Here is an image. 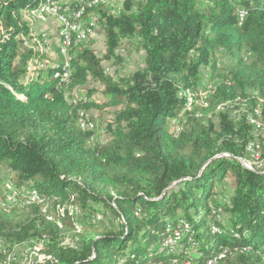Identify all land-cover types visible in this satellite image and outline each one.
Listing matches in <instances>:
<instances>
[{
	"label": "trees",
	"instance_id": "obj_1",
	"mask_svg": "<svg viewBox=\"0 0 264 264\" xmlns=\"http://www.w3.org/2000/svg\"><path fill=\"white\" fill-rule=\"evenodd\" d=\"M49 1L0 0V169L13 172L8 182L20 195L42 198L11 206L2 185L0 241H43L53 255L43 264H264V166L242 162L250 145L264 160V129L255 135L251 123L264 120V0H122L117 14L85 8L80 18H99L103 58L120 61L121 40L137 37L145 66L115 79L91 46L72 43L63 83L58 47L50 65L24 46L31 31L23 12ZM220 51L231 60L225 72ZM38 58L42 66L29 72ZM203 69L215 83L200 89ZM91 79L116 107L103 144H89L93 130L79 125L102 106L69 95ZM181 112L173 133L167 121ZM69 206L87 221L77 244L63 247L59 222L71 226Z\"/></svg>",
	"mask_w": 264,
	"mask_h": 264
},
{
	"label": "rangeland",
	"instance_id": "obj_2",
	"mask_svg": "<svg viewBox=\"0 0 264 264\" xmlns=\"http://www.w3.org/2000/svg\"><path fill=\"white\" fill-rule=\"evenodd\" d=\"M111 2L115 5V11L113 13H119L122 8V0H111ZM117 10L119 12H116ZM34 18L30 17L26 20L29 21L30 31L36 37H30L29 40H26L24 42V46H30L33 47V49L40 48L39 42L42 41V38L45 43L47 42V47L41 46V48L43 49V53L47 55L46 59H44V63L53 65L57 61L56 47H58L59 45V35L57 28L58 24L56 22V19L52 16L47 15L43 16L44 19L37 16H35ZM94 19L95 16L86 19L85 23L91 24L95 21ZM94 29L95 30L91 35V39L93 41L91 48L94 50L95 54L98 57L103 58L105 45L103 32L101 31L98 22H94ZM37 36L40 37L38 38ZM45 36H47V38ZM117 54L120 56V61H116L115 59L103 58L101 62L105 73L115 79L131 74L137 69L145 66V54L139 46V39L137 37L122 39L120 42V46L117 49ZM242 56L243 58L247 59L249 57L247 53L242 54ZM216 57L218 70L224 72L229 70L231 66V60L221 51L217 54ZM214 83L215 80L209 78V71L203 69L200 72V89H202L204 86L210 87ZM89 90H92L91 94H88ZM102 90L103 87L101 83L97 80L91 79L83 88L75 89L74 91H72V93L69 94L75 99L78 98L83 101L91 100L97 105L102 106L101 108L90 109L89 111H87L86 116H84L87 121L92 122L93 124V136L91 137L90 142H88L89 144H103L109 139V135L105 130V125L112 118L113 113L116 110V107L105 105L107 99L103 95ZM185 95L189 97L190 93L186 92ZM202 99L203 95L199 100L201 101ZM86 117L92 118L93 121L88 120ZM260 117L261 115L259 116V118ZM183 120L184 115L179 116L178 119H168V130L172 131L173 133H177L181 129ZM251 123L253 125L255 135H257L260 131H262V129H264V120L252 121ZM248 153L249 154L247 159L242 160L245 165L256 166V168L264 166V160H259V153L256 152L254 148L251 147V145L248 147ZM12 176L13 172L9 171L7 168L2 167L0 169V197L2 196V185H4L5 181H7L6 179H11ZM69 211L71 226L59 222L61 231L60 245L63 247H74L77 244L80 239L79 236L82 234V230H85L84 224L87 221L85 220V217L73 207L69 206ZM26 215L25 212L23 214L19 213L17 216H15L13 222L25 219ZM100 217V214L96 215V219ZM107 217H109V214L107 215ZM110 218H112L111 214ZM0 250L4 256L5 264H43L45 261L53 258V255L48 253L46 247H44L43 241L39 240L34 242L24 241L12 245L0 241Z\"/></svg>",
	"mask_w": 264,
	"mask_h": 264
},
{
	"label": "bare ground",
	"instance_id": "obj_3",
	"mask_svg": "<svg viewBox=\"0 0 264 264\" xmlns=\"http://www.w3.org/2000/svg\"><path fill=\"white\" fill-rule=\"evenodd\" d=\"M79 1L80 0H52V1L50 0L49 2H44V3L40 4V6L35 8V9H32L30 11H24L23 16L25 19L30 18V17L34 18L35 16L41 18V16H45V15L54 17L56 19L57 24H58L57 25L58 35H59L58 48L60 50V53L62 54L61 49H63V46H67V50H69V48H71L70 46L72 45V43H73V46L74 45L78 46V47L81 46V40L83 38V29L75 28V27H81L83 25H88L89 23L86 24L85 20L89 19L95 15V14L93 15V13L92 14L89 13L90 14L89 16L86 14L88 16L87 18H84V19L80 18L84 12V9L90 8V7H95L98 5H102L104 7H107V3H112L111 0H107V3H106V1H103V0H84V2L81 3V5H78ZM72 2L75 3L76 5H78V6L75 5L76 8L79 7L78 10L75 11L66 5V4L72 3ZM32 12H35V13H32ZM237 15H238V21H239V23H241L243 20V18H241V16L245 15V11L244 10H238ZM70 17H72L73 19L70 20ZM60 23H63L64 27H66V28H60V33H59ZM67 28H74L71 35H69V29H67ZM91 35H92V32H89V34L87 35V42H91V40H92ZM68 38H69V42L67 43ZM41 40L42 41L39 42L40 48L36 49L39 52H43V49L41 48V46L47 47L46 46L47 42L45 43L42 38H41ZM35 65L36 66H42V63L38 59H32L28 63V67H27L28 71L32 72ZM61 69H66V76L68 77V74L70 72L69 71L68 58H64L63 65H62ZM63 82H65V80H63L62 83ZM67 97H69V96H67ZM70 102H72V101H70ZM79 125H80L81 129H83V130H93L92 122L87 121L85 118H81L79 120ZM3 195L5 196L7 203L10 204L11 206L22 207V206L28 205L30 203H41L42 202V198L35 191H27L23 194L21 193V195H20V192L18 191V189H16L8 181H5V183L3 185ZM10 198L16 204L12 205V203H10ZM174 242L175 241L173 239H170V238L168 240H166V243L171 244Z\"/></svg>",
	"mask_w": 264,
	"mask_h": 264
},
{
	"label": "built area",
	"instance_id": "obj_4",
	"mask_svg": "<svg viewBox=\"0 0 264 264\" xmlns=\"http://www.w3.org/2000/svg\"><path fill=\"white\" fill-rule=\"evenodd\" d=\"M103 1H106V3H107V0H103ZM83 2H84V0H80L79 3H78V5H81V3H83ZM107 10H109L110 13L114 12L115 11V5H114V3H107ZM116 12H119V11L117 10ZM32 13H35V12H32ZM243 17L244 16H241V18H243ZM41 18L44 19L43 16H41ZM94 22H99V18L98 19H95ZM94 22L91 23V24H88V25H83L81 27H75V28H81V29H83V38L81 40V47H90L91 46L92 42H87V35L89 34V32H94V30H95L94 29ZM60 28H66V27H64L63 23H60L59 33H60ZM67 29H69V35H71V33H72V31H73L74 28H67ZM30 37H36V36H34L32 34V32H31ZM45 37H47V36H45ZM68 42H69V38H68L67 43ZM35 51L38 52L36 50V48H35ZM61 52H62V55H63L64 58H68V64H69L70 58H69V55H68L67 46H63V49H61ZM38 54L41 55V54H43V52H38ZM38 60H39V58H38ZM61 72H62L61 75L59 73L60 82H62L63 80H66V78H67V76H66V69H61ZM6 180L8 181V179H6ZM10 203H12V205L16 204L15 202H13L11 200V198H10Z\"/></svg>",
	"mask_w": 264,
	"mask_h": 264
}]
</instances>
